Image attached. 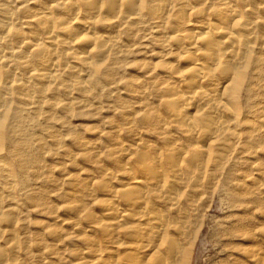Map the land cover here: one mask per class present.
I'll return each mask as SVG.
<instances>
[{"label": "bare ground", "instance_id": "6f19581e", "mask_svg": "<svg viewBox=\"0 0 264 264\" xmlns=\"http://www.w3.org/2000/svg\"><path fill=\"white\" fill-rule=\"evenodd\" d=\"M263 52L264 0H0V264L32 255L68 263L59 232H45L51 247L31 241V214L59 217L20 194L43 176L42 159L18 139L50 112L68 118L87 107L99 87H120L131 66L137 76L122 89L138 103L109 122L105 146L73 153L100 180L69 179L58 196L71 215L63 226L81 233L86 224L92 234L74 238L83 248L68 264H189L195 217L218 175L229 178L249 101L264 99L250 87L264 82ZM145 54L159 63L141 64ZM145 100L152 104L139 111ZM260 114L264 121V107ZM245 253L264 264L263 249Z\"/></svg>", "mask_w": 264, "mask_h": 264}, {"label": "rangeland", "instance_id": "374dc122", "mask_svg": "<svg viewBox=\"0 0 264 264\" xmlns=\"http://www.w3.org/2000/svg\"><path fill=\"white\" fill-rule=\"evenodd\" d=\"M142 59L141 64L159 63L148 54L142 56ZM137 71L132 66L126 67L119 73V79H123V83H131L137 76ZM123 83L117 88L99 87L94 90L93 98L87 101V107L75 105L74 112L68 118L61 113L50 112L49 121L35 122L24 127L18 139V142L28 146L42 159L39 175L43 176L28 185L22 183L20 194L24 196V201H27L28 195L34 196L40 203L42 202L43 208H49V211L57 209L56 217H59L58 221H54L47 214L35 212L31 214L29 225L31 241L39 237L43 248L51 247L57 242L48 236L50 233L45 232H59L64 242L58 243V248L67 257L68 263L71 262L68 257H72L73 251L80 252L83 248L78 241H74V238L92 234L88 232L91 229L86 224L83 225L81 233L72 231L68 225L63 226L64 219L70 218L71 215L65 214L66 204L58 196L67 188L69 179L77 180L79 186L89 179H95L97 182L100 180L101 176L93 171L84 157L75 156L73 153L80 152L83 145L93 141L105 144L107 142L105 133L110 131L109 122L117 120L116 113L127 105L135 107L134 104L138 103L139 99L136 97H126L122 89ZM250 87L256 94H264V82L257 87ZM248 89L249 87H245L246 94ZM241 99L245 103L248 97L242 94ZM145 104L148 107H141L139 111L148 110L152 102L147 100ZM248 106L249 108L244 111L246 119L241 129L242 137L231 160L229 178L222 173L218 175L217 185L211 195L205 196V205L191 226L193 237L192 246H189V264H233L235 260H238L239 264H253L247 262L249 259L246 258V253L244 254L245 250L248 248L252 251L264 250V220L256 208L259 203L252 201V197L257 196L264 208V121L260 117L264 99L254 97ZM138 127L137 132L144 133V130ZM249 135L253 137L252 142L251 139H247ZM149 140L150 138L147 139ZM77 145H80L79 149ZM102 152L104 153V150ZM48 179L58 180L55 188L48 183ZM253 180L256 181L254 187L251 186ZM82 203L85 208L88 207V212L94 210L86 199ZM29 205H32L30 201L27 209H31ZM31 258L32 260L30 258L27 260V264L37 262L33 255ZM53 262L62 264L60 261Z\"/></svg>", "mask_w": 264, "mask_h": 264}]
</instances>
